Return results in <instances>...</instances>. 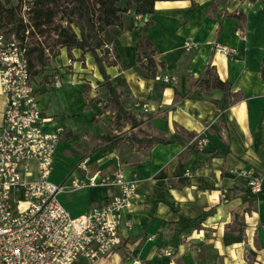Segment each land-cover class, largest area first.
I'll return each mask as SVG.
<instances>
[{
	"label": "crops",
	"instance_id": "obj_1",
	"mask_svg": "<svg viewBox=\"0 0 264 264\" xmlns=\"http://www.w3.org/2000/svg\"><path fill=\"white\" fill-rule=\"evenodd\" d=\"M102 36L105 71L136 125L111 107L89 52L61 48L37 66L42 68L40 89L53 87L56 73L62 81L56 90L64 85L81 88L79 96L71 89L79 97L74 105L81 107V97L97 128L83 133L84 143H79L75 123L68 126L58 110L40 107L43 116L52 118L47 131L63 128L54 155L59 170L50 178L66 186L59 199L70 213L84 214L120 191L113 182L74 189L72 179L95 175L97 181H112L121 172L136 181V197L121 215L120 244L96 264H133L136 259L143 264H264V0H162L141 19L129 10ZM143 36L152 42L156 75L168 77L170 86L136 70V45ZM215 43L234 48L236 54L214 52ZM80 56L83 61L76 60ZM208 66L230 83L229 97L196 86ZM86 81L88 89L83 87ZM135 102L148 103L151 110L144 112ZM3 108L4 103L0 121ZM106 133L129 137L109 146L100 138ZM151 136H175L178 141L140 142ZM195 137L205 144L196 147ZM232 168L260 175L261 191L251 193L247 178L231 174ZM175 211L194 222L181 229ZM161 248L172 255L159 254Z\"/></svg>",
	"mask_w": 264,
	"mask_h": 264
},
{
	"label": "built area",
	"instance_id": "obj_2",
	"mask_svg": "<svg viewBox=\"0 0 264 264\" xmlns=\"http://www.w3.org/2000/svg\"><path fill=\"white\" fill-rule=\"evenodd\" d=\"M135 17L141 19V15ZM28 33L26 29L22 40L15 31L0 33V97L4 103L0 121V264H96L120 244L121 215L136 197V181L126 180L121 172L112 181H97L95 175L72 179L74 189L109 182L119 186L117 195L84 214L72 215L60 201L66 186L50 176L63 128L45 129L52 118L42 115L32 81ZM213 49L227 56L236 54L234 48L218 43ZM154 78L170 81L159 75ZM52 84L61 87L58 73ZM134 107L151 110L145 102H135ZM195 138L196 147L205 144L204 139ZM85 163H80L83 169ZM229 172L246 177L251 193L261 191V176L253 170L232 168ZM226 193L224 189L221 198ZM124 224L131 227L129 221ZM158 252L172 255L166 248ZM133 264L143 263L136 259Z\"/></svg>",
	"mask_w": 264,
	"mask_h": 264
},
{
	"label": "trees",
	"instance_id": "obj_3",
	"mask_svg": "<svg viewBox=\"0 0 264 264\" xmlns=\"http://www.w3.org/2000/svg\"><path fill=\"white\" fill-rule=\"evenodd\" d=\"M70 3L64 11V19L66 25H59L55 31L58 43L60 47L65 48L68 52L76 48L84 52H89L97 65V68L102 76V79L98 81V85L104 87L108 92V101L113 109H115L118 115L126 117L132 125H136L135 118L132 114L125 109L120 101L115 85L112 83L110 75L105 71L106 56L102 51L104 39L102 37L103 31L109 26L118 25L121 22L122 15L133 11L135 15L151 14L154 11L155 4L162 0H65ZM123 1V5L120 2ZM255 1V0H249ZM31 10L34 18L33 25H30L32 29H40L41 26L51 23L54 11L50 7H46V0H35L33 2ZM12 13L13 9H9ZM2 15L0 14V17ZM34 26V27H32ZM73 26L77 29L75 31ZM22 29V34L19 37L23 39L24 32L26 30L22 21L18 25V31ZM11 30V28H8ZM16 32V31H15ZM18 36L19 34L16 33ZM31 47V46H30ZM29 47V54L34 47ZM70 54V53H69ZM154 50L152 49V42L147 37L143 36L139 39L136 45V70L145 77H154L156 75L157 64L153 58ZM31 61V60H30ZM38 65L43 66L45 60H43V51H40L37 55ZM31 63V62H30ZM264 63V60H263ZM31 67L32 64H31ZM264 72V67L262 69ZM196 86L202 91L208 92L210 89H218L223 92L225 97L231 95V85L226 80H221L212 67L208 66L204 76L200 77L195 82ZM167 85H171V81L167 82ZM222 111V118H224V106L221 101H215ZM129 136L125 135H111L109 133L103 134L100 138L109 146L120 143ZM178 141L175 136L163 137V136H151L140 140L142 143L154 144L162 143L168 144ZM196 149V148H195ZM177 223L181 229L188 228L194 220L179 214Z\"/></svg>",
	"mask_w": 264,
	"mask_h": 264
},
{
	"label": "rangeland",
	"instance_id": "obj_4",
	"mask_svg": "<svg viewBox=\"0 0 264 264\" xmlns=\"http://www.w3.org/2000/svg\"><path fill=\"white\" fill-rule=\"evenodd\" d=\"M34 1L35 0H0V14L2 15L0 17V33L16 31V33L19 34V36L17 35V37L18 39H20L19 37L22 34V29H20L19 31L17 29L18 25L22 21V24L25 25V28L29 31L28 40L29 44H31L30 48L34 47V49L29 54V60H31L30 62L33 66L32 81L38 94V101L40 107L44 110H49L50 112H53L52 110L54 109L58 110V114L61 116L63 123L68 126H70L72 123H75L78 127V132L80 134L78 142L84 143V141L82 140L83 133H92L96 131L97 128H95L93 124H91V117L93 116V113L92 111L89 112L87 111V109H85V102L81 99V97V107H79L78 104L74 105L73 101H76L75 99L79 98V89L81 88L76 86L67 87L66 85H64V87L60 90H56L55 88L49 86H45V88L41 89L39 88L41 84L40 73L42 71V68H37V55L40 51H43V60H45L44 64H46L47 59H49V57L56 56L59 53V50L63 48L59 46L58 38L55 31L57 30V27H59V25H66L64 19V11L68 6L70 7V3L65 0H46V7H50L54 11L53 19L51 23L41 26L40 29H37L34 26H32L34 27V29H32L30 25H33L35 20L33 18L31 10L29 9L32 7ZM120 4L123 5V1H121ZM11 8L13 9L12 13L9 11V9ZM247 13V17L250 19V27L253 28L255 27V23L252 19L251 11L248 9ZM258 15H260V17H263L261 10H259ZM8 28H11V30H8ZM73 29L77 31L74 26ZM99 51L101 52L103 50L100 49ZM69 55L70 57L72 56L71 53ZM78 59L83 61L82 56L78 57L76 60ZM81 65L83 68L85 67L84 62H82ZM55 69L57 70V68ZM55 69L53 70V72H55ZM59 71L60 69L57 72ZM83 87L86 89L90 87L88 81L83 84ZM71 89H73V93L77 94L78 96L73 95ZM63 90L66 92L61 97ZM2 105L3 100L0 97V110L2 109ZM107 106L108 104H105L104 108H107ZM57 168L58 164L57 166H55L53 173H57V171L59 170H56Z\"/></svg>",
	"mask_w": 264,
	"mask_h": 264
}]
</instances>
